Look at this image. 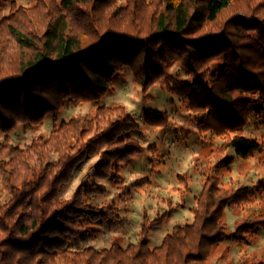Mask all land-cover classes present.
Returning <instances> with one entry per match:
<instances>
[{"label": "trees", "instance_id": "obj_1", "mask_svg": "<svg viewBox=\"0 0 264 264\" xmlns=\"http://www.w3.org/2000/svg\"><path fill=\"white\" fill-rule=\"evenodd\" d=\"M2 1L0 264H212L217 245L229 247L233 236L239 245L256 238L257 229L264 228L263 206L237 222L234 231L224 215L229 206L255 204L254 194L264 205V187L251 190L231 180L225 186L234 158L207 160L229 149L242 160L261 152L262 141L245 136L244 129L255 95L264 97V0H33L27 8L11 1L8 15ZM126 69L144 97L155 86L165 89L202 115L197 133L212 132L225 141L200 151L207 165L192 224H176L159 247L150 249V231L168 214L156 221L145 214L136 244L124 248L113 240L103 250H71L72 239L98 222L119 218L118 199L131 200L118 165L157 149L132 137L141 127L123 105H100ZM67 101L96 107L89 115L54 124L49 136L40 135L22 149L11 144L19 124L37 128L48 115L56 123ZM144 124L167 127L169 115L148 108ZM95 155L100 167L94 177L110 180L119 193L99 206L93 197L106 191L98 184L61 197L77 168ZM189 176L177 178L187 185ZM144 183L149 180L138 185ZM180 207H171L170 214Z\"/></svg>", "mask_w": 264, "mask_h": 264}, {"label": "rangeland", "instance_id": "obj_2", "mask_svg": "<svg viewBox=\"0 0 264 264\" xmlns=\"http://www.w3.org/2000/svg\"><path fill=\"white\" fill-rule=\"evenodd\" d=\"M11 1L26 8L34 4L33 0H3L1 8L5 15L10 12ZM177 73L178 69L173 68L172 75L176 76ZM114 87V93L105 97L100 105H123L141 127L139 131L132 133V137L138 139L143 147L155 145L157 149L155 152L146 151L143 155L118 165L122 183L131 192V200L118 199L116 202L120 209L119 218L109 223L98 222L93 225L89 233L71 240V250H83L87 247L103 250L110 248L113 240H118L126 248L129 243L138 242L145 214L150 221H156L164 214H168L163 223L149 233L150 249L159 247L176 224H192L194 216L191 209L202 190L201 172L207 161L214 164L222 157L234 158L231 173L222 182L225 186L231 180L252 188L251 190L258 186L264 187V97L255 95L250 108V122L244 129L245 136L262 141L261 152L249 160H242L236 156L233 149H229L223 156L217 158L211 156L205 161L200 155L201 149L220 147L225 140L222 136L213 135L212 132L197 133L198 121L202 119V115L191 112L187 104L157 86L151 88L144 97L141 88L134 83L129 69L124 70L123 74L116 78ZM95 107L89 103L67 101L56 118V123L54 117L48 115L37 128L19 124L10 134V142L22 149L40 135L49 136L54 124L89 115ZM148 108L167 112L168 126L164 128L145 126L144 110ZM105 120L106 125L110 119ZM2 140L3 136L0 135V142ZM258 159L263 160V163L259 164ZM99 167L98 156L87 158L77 168L71 183L62 187L61 197L70 198L82 185L98 184L106 193L93 197V201L96 206L106 204L119 192L110 180L99 181L94 177ZM184 174L190 175L187 185L181 184L177 178ZM144 179H148L149 183L139 186ZM251 194L254 192L251 191ZM6 196H2V201L7 199ZM253 197L256 200L255 204H243L238 208L229 206L226 209L224 221L232 231L237 222L252 218L254 212H259L262 206L264 208L257 195L254 194ZM168 201H171V206ZM177 205L181 207L170 214L171 207ZM257 233L256 238H252L246 245H239L234 236L228 240L229 247L217 245L213 249L209 263L235 264L243 259H246L247 263L264 261V228H258Z\"/></svg>", "mask_w": 264, "mask_h": 264}]
</instances>
